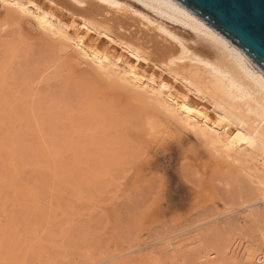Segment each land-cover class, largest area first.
<instances>
[{"label":"bare ground","instance_id":"1","mask_svg":"<svg viewBox=\"0 0 264 264\" xmlns=\"http://www.w3.org/2000/svg\"><path fill=\"white\" fill-rule=\"evenodd\" d=\"M0 8L2 35L31 24L47 50L21 87L0 70V195L7 182L25 180L24 151L27 169L60 178L66 158L78 163L75 147L91 153L107 143L86 129L107 126L112 145L144 148L162 133L200 145L194 159L226 184L242 181L232 191L245 206L264 201V70L190 8L179 0H0ZM83 87L90 104L79 116L68 97ZM243 256L264 264V247Z\"/></svg>","mask_w":264,"mask_h":264},{"label":"rangeland","instance_id":"2","mask_svg":"<svg viewBox=\"0 0 264 264\" xmlns=\"http://www.w3.org/2000/svg\"><path fill=\"white\" fill-rule=\"evenodd\" d=\"M2 34L0 70L11 73L10 87H21L46 60V47L31 24ZM87 91L68 97L79 116L90 104ZM86 130L110 139L101 151L82 150L81 156L77 140L78 163L66 158L60 178L44 166L27 169V151L18 159L25 180L7 182L0 195V264H89L106 258L101 264H247L243 255L264 247V201L245 206L232 191L242 181L226 184L194 159L190 151L202 146L188 149L193 142L180 144L176 135L162 133L144 148L116 147L112 127ZM68 254L75 261L65 262Z\"/></svg>","mask_w":264,"mask_h":264},{"label":"water","instance_id":"3","mask_svg":"<svg viewBox=\"0 0 264 264\" xmlns=\"http://www.w3.org/2000/svg\"><path fill=\"white\" fill-rule=\"evenodd\" d=\"M264 70V0H179Z\"/></svg>","mask_w":264,"mask_h":264},{"label":"snow or ice","instance_id":"4","mask_svg":"<svg viewBox=\"0 0 264 264\" xmlns=\"http://www.w3.org/2000/svg\"><path fill=\"white\" fill-rule=\"evenodd\" d=\"M102 2H104V0H102ZM148 61H145V63H147Z\"/></svg>","mask_w":264,"mask_h":264}]
</instances>
